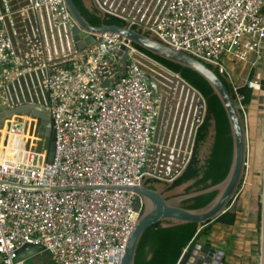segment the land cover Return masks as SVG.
Returning a JSON list of instances; mask_svg holds the SVG:
<instances>
[{"label": "built area", "instance_id": "1", "mask_svg": "<svg viewBox=\"0 0 264 264\" xmlns=\"http://www.w3.org/2000/svg\"><path fill=\"white\" fill-rule=\"evenodd\" d=\"M26 2L17 10L34 17L25 55L16 53L7 26L12 13L0 14V113L25 104L43 108L55 149L48 163L46 147H26V115L0 127V149L12 139L9 155L0 156L1 264H26L19 254L31 247L48 253L52 264H122L140 214L129 188L144 179L167 185L180 177L204 113L195 105L178 130L175 120L172 133L163 130L165 120L158 128L163 97L150 89L129 42L103 34L77 52L76 24L64 0ZM90 2L101 18L128 28L141 24L146 35L219 71L238 103L228 63L251 70L264 57V0ZM122 46L129 48L124 77L112 58ZM245 84L260 90L253 78Z\"/></svg>", "mask_w": 264, "mask_h": 264}, {"label": "water", "instance_id": "2", "mask_svg": "<svg viewBox=\"0 0 264 264\" xmlns=\"http://www.w3.org/2000/svg\"><path fill=\"white\" fill-rule=\"evenodd\" d=\"M64 2L76 24L72 31V39L77 52L84 51L86 48L93 45L96 36L113 34L129 42L132 47L133 45H136L164 60L190 69L200 75L210 85L213 94L219 99L229 123L232 138V158L228 173L221 182L190 194L173 196L171 199H166L159 188H155L154 185L150 186L147 179H144L139 186L129 188L130 190L127 189L136 195L134 208L136 211L140 212V214L133 232L128 239L122 264H134L140 238L143 232L152 225L156 223H160L162 227L183 224L200 225L216 219L227 210L228 203L238 189L245 166V141L242 121L235 102L226 86L220 77L205 63L160 43L152 36L128 28L126 25L102 24L99 26H92L82 17L73 0H64ZM128 53L129 48L122 46L112 55V58L121 64V77H124L126 73ZM132 57L139 62L142 69L149 75L148 85L153 93L163 97L164 95L161 91L162 87L157 82V80H161L148 65L153 66L154 69L158 68L149 64L143 58L137 57V55H132ZM179 78L183 81L180 76ZM108 86L109 83L101 84V88H106ZM198 101L200 111L205 113V103L203 98L201 96L198 97ZM165 109L166 108L163 110V117L167 116ZM21 114L31 115L37 119L42 129V135L47 141V162L52 163L54 159L55 134L52 129L50 114L46 110L31 104L20 105L13 109L5 110L0 113V127L3 126L2 124L5 120H11L14 116ZM196 122H198V120H196ZM212 124L214 123L212 122ZM214 133V126H212V130L209 131V134L214 136ZM2 139H4V137ZM171 185L172 183L165 185V189L168 190ZM29 190H39V188H30ZM211 192H216V195L211 202L203 208L187 209L181 205L184 201ZM198 252L205 257L198 256ZM222 255V252L214 248L196 245L189 254L187 252L183 253L177 264H191L188 262L190 257L195 260L193 264H222ZM217 256H219L218 259H216ZM214 261H216V263ZM259 264H264V200L262 202L261 214V257Z\"/></svg>", "mask_w": 264, "mask_h": 264}, {"label": "rangeland", "instance_id": "3", "mask_svg": "<svg viewBox=\"0 0 264 264\" xmlns=\"http://www.w3.org/2000/svg\"><path fill=\"white\" fill-rule=\"evenodd\" d=\"M16 1L18 0H11V4L14 5ZM0 2H2V0H0ZM87 2L86 7L92 9L91 2L89 0H87ZM135 30L142 32L143 26L138 24L136 25ZM134 55L143 58L149 64H152L157 68L168 71L166 68L139 51L135 52ZM228 65L230 81L236 88H240L245 84V81L247 77L249 78L250 73H253L252 78L257 80L259 84L264 81V57L257 63V66L251 70L249 65L233 63H228ZM148 66L154 70L155 74L161 80L164 100L167 99L170 106H172L169 109L166 108L165 112L168 113V111H170V117L173 118L175 117V114L180 115V113L183 112L182 110L188 112L187 107L189 106L190 116L192 117L195 112V105L198 97H200L198 92L194 91L187 84L181 81L178 75L168 71L179 80V83L174 85L172 81L173 79L171 82L164 80L155 71L153 66ZM185 88L193 92L196 95V99L189 98L186 94ZM235 105L237 108L242 110V124L245 141L244 170L238 189L233 194L230 201L231 205L228 208L230 212H236L237 222L231 229L222 228L221 230L212 233L211 236L210 233L202 236L197 245L203 246L208 244L211 245L210 247L222 252V264L226 260H229L230 262L226 264H259L261 252L262 194L264 192V89L260 87L259 91L253 92V99L248 107L240 105L237 100L235 101ZM166 107H168V105H166ZM164 118L165 117H163V119ZM211 130L212 122L209 131ZM41 132L42 129L37 119L28 115L27 129L25 133L27 148L38 151L40 147L46 146V139H44V137L40 134ZM212 139L213 136L208 132V136L205 142L201 145L198 153L201 164L204 163L206 157L209 155L212 146ZM11 145L12 139L9 138L6 151H11ZM193 184L194 182L191 181L175 187L172 190L165 189V185L162 183H153L152 185H154L155 188H159L166 199H171L173 196H183L195 192V189L189 190L188 193L186 192L193 186ZM185 202L186 201L181 203L183 207L189 205ZM212 225L213 223L209 224L208 227L210 228ZM192 250L184 249L183 253L187 252L189 254Z\"/></svg>", "mask_w": 264, "mask_h": 264}, {"label": "trees", "instance_id": "4", "mask_svg": "<svg viewBox=\"0 0 264 264\" xmlns=\"http://www.w3.org/2000/svg\"><path fill=\"white\" fill-rule=\"evenodd\" d=\"M80 14L87 23L92 26L105 25H124L121 21L113 17H100L95 10L85 6L83 0H73ZM136 26H131L135 30ZM133 47L143 53L151 60L157 62L173 74L179 75L181 79L193 88L203 98L205 103V113L201 124L197 127L194 135V143L189 161L180 175L168 190H172L182 184L194 182L189 190L200 191L211 185L221 182L227 175L232 158V138L229 123L225 111L210 85L196 72L164 60L150 52L133 45ZM207 65V64H206ZM210 67L222 80L227 90L231 94L234 102L236 96L229 83L220 75L219 71ZM253 77L250 73L249 79ZM260 87L264 89V81L260 82ZM238 95L241 97L240 105L248 107L253 99V91L246 84L238 88ZM242 121V110L237 108ZM214 126L213 143L209 155L201 164L198 153L201 145L205 142L209 128ZM243 125V124H242ZM47 146V141L46 144ZM153 184V181H149ZM216 192H211L197 196L186 201L189 205L187 209H200L207 206L215 197ZM231 205L229 202L227 208ZM235 213L229 210L219 215L216 219L203 224H183L170 227H162L156 223L146 229L139 241L135 254L134 264H177L184 249L192 250L202 236L209 234V224L220 223L233 225L235 223ZM207 246H209L207 244Z\"/></svg>", "mask_w": 264, "mask_h": 264}, {"label": "crops", "instance_id": "5", "mask_svg": "<svg viewBox=\"0 0 264 264\" xmlns=\"http://www.w3.org/2000/svg\"><path fill=\"white\" fill-rule=\"evenodd\" d=\"M83 2L85 4V6L88 3L87 0H83ZM26 5H27L26 0H22V1L18 0V1H16V3L14 5L11 4V0H2V2H0V14L4 13L5 10H8L12 13V15L9 17V19H7V26H8L10 33H11V36L13 39V44L15 47V51L18 54V56L25 55L29 52L28 47H30L29 43L32 39V34L30 33L28 26H29V21L30 20L33 21V19H34L33 15L28 14V13H23V14L17 13L18 9L25 8ZM166 105H168V107H166V108L172 107V106H170L168 101H167ZM188 107H187V109L189 111ZM188 115L189 114H187V112L183 111V114L182 113L180 115L175 114V117L172 118V117H170L171 116L170 111H168L167 116L164 118L165 122L163 124V130L165 132H167L170 129V126L174 122V120L176 122H175V124L174 123L173 124L177 126V130H178L179 125H180V127H182L184 122L187 123ZM26 116H28V115H26ZM176 126L173 128V125H172L171 129L168 132L172 133V130L175 131ZM6 148H7V146L5 147V149H3V148L0 149V156H2L3 154H6V156L9 155V153L6 152ZM41 148L42 147H40L39 150ZM150 186H152V184H150ZM228 208H227V210H228ZM231 212L235 213V215H236L235 211H231ZM235 218H236V220H235V223L233 225H235L237 222V216H235ZM233 225H225V224H220V223L215 222V223H213L212 227L209 228L210 229L209 230L210 236L212 235V233L217 232V231L221 230L222 228L231 229L234 227ZM203 246H207V245H203ZM210 246L211 245H209L208 247H210ZM19 256L21 259L25 260L26 264H52L50 255L46 252H42L37 247L24 248L20 251ZM226 263H230L229 260H226L225 262H223V264H226ZM0 264H1V259H0Z\"/></svg>", "mask_w": 264, "mask_h": 264}, {"label": "bare ground", "instance_id": "6", "mask_svg": "<svg viewBox=\"0 0 264 264\" xmlns=\"http://www.w3.org/2000/svg\"><path fill=\"white\" fill-rule=\"evenodd\" d=\"M155 71L164 79V80H168L171 82V80L173 81V84H178L179 83V80L176 76H173L171 73H169L168 71L166 70H163L161 68H158V69H155ZM170 79V80H169ZM181 85V84H180ZM182 86V85H181ZM175 88V87H174ZM186 89V94L188 95L189 98H192V99H196V95L191 92L190 90H188L187 88ZM187 100V99H186ZM187 104V103H186ZM182 106V105H181ZM196 107L198 108L199 107V101L197 100V103H196ZM189 108V107H188ZM194 109V108H193ZM179 110V109H178ZM181 110V109H180ZM188 110V109H187ZM191 111V110H190ZM187 112V111H186ZM192 112V111H191ZM182 113V112H181ZM189 114V113H188ZM184 117V116H183ZM193 117V116H192ZM6 152H10V151H6ZM5 153V152H4ZM4 156H6V154H3L1 157L3 158ZM263 176H264V172H263ZM263 189H264V180H263ZM264 200V192L262 194V202ZM149 207V205H148ZM170 218V217H168ZM260 250H261V243H260ZM260 257H261V252H260ZM219 256L216 257V259H218ZM215 259V260H216ZM216 263V261H214ZM260 263V261H259Z\"/></svg>", "mask_w": 264, "mask_h": 264}, {"label": "flooded vegetation", "instance_id": "7", "mask_svg": "<svg viewBox=\"0 0 264 264\" xmlns=\"http://www.w3.org/2000/svg\"><path fill=\"white\" fill-rule=\"evenodd\" d=\"M165 103H167V99H165L164 101H163V106H162V108H161V111H160V114H159V119H158V128H159V125L162 123V121H163V110H164V108H166V104ZM157 135V137H160V132H159V130L158 129H156V131H155V136Z\"/></svg>", "mask_w": 264, "mask_h": 264}, {"label": "clouds", "instance_id": "8", "mask_svg": "<svg viewBox=\"0 0 264 264\" xmlns=\"http://www.w3.org/2000/svg\"><path fill=\"white\" fill-rule=\"evenodd\" d=\"M92 10H94V9H92ZM41 134H42V132H41ZM45 139V138H44ZM46 147V150H47V146H45Z\"/></svg>", "mask_w": 264, "mask_h": 264}]
</instances>
